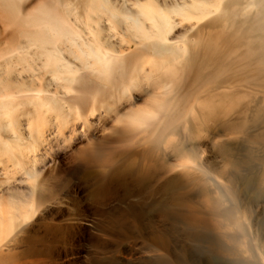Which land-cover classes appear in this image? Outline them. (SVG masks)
Listing matches in <instances>:
<instances>
[{"label":"rangeland","instance_id":"obj_1","mask_svg":"<svg viewBox=\"0 0 264 264\" xmlns=\"http://www.w3.org/2000/svg\"><path fill=\"white\" fill-rule=\"evenodd\" d=\"M6 1L0 0V83L2 80V84L11 80L15 85L23 81L37 86L43 83L54 90L55 83L48 77V73L44 75L48 78L39 79L44 74L42 64H39L41 60L37 63L35 59L37 65L41 66H36L30 56V63H27L28 58L22 60L27 55L25 52L29 50L30 41L25 36L26 31L23 32L25 35L20 31L24 30L20 24L14 25L16 22L11 18L8 8L6 13ZM13 1L17 8L21 7L18 11L24 16L34 11L39 3L51 0ZM72 1L77 2L76 5L83 11L86 0ZM138 1L146 2L113 0L118 7L127 11L134 10ZM158 1H167L169 6L177 3L184 7L193 5L194 1L204 0ZM206 1L218 3L221 7L216 10L213 8L200 21L177 18V26L169 36V42L175 46L189 45L188 41L191 48L194 46L192 44H196L194 50L190 48L193 58L189 50L191 72L185 69L184 62H179V69L182 67L183 72L178 70L180 74L170 78L163 74L149 77V69L147 73L142 71V75H138L139 83L130 94L112 99L111 102L110 99L100 107L99 124L91 126L87 134L67 129L62 136L52 128L57 133H53L51 143H41L38 152L29 154L32 156L28 155L30 158L25 157L20 167L0 154V225L6 230L10 229V233L6 231L0 240V264H150L149 261L151 264H160L158 258L154 259L157 253L172 258L168 259L169 263L161 261V264H170L183 254L185 237H180L181 234L173 228L176 226L175 221L171 220L173 211L170 212V209L177 203L175 198L180 199L184 194L191 198L192 205L198 200L193 205L195 207L200 206L199 202L209 205L208 210L200 214L205 222L202 225L205 232L196 235L199 240L191 246L196 250L192 249L195 255L205 256L211 243L216 245L218 241L206 235L207 232H215L218 236L220 233L221 239L226 241V247L229 240H232L229 245L231 248L225 247L228 249L225 261L224 258L215 260L214 264H264V0ZM103 15L100 19L101 37L114 49H129L136 54L143 50L144 40H139L130 32L129 21L120 20L114 30L113 16L110 17L108 13ZM202 24L206 25L201 27ZM31 48L34 51L36 47L30 46L29 51ZM17 55L24 57L19 60L14 58ZM12 61H24L30 68L39 70L29 71V67L23 65L24 62L15 64ZM31 63L32 66L29 65ZM7 66L11 69L8 68V72ZM158 97L169 99L170 102L166 100L165 112L170 110V116L162 113L160 117L163 120L159 117L156 123L146 127V132L134 129L139 132L137 134L122 126L127 112L148 108ZM20 118L21 124L25 118L26 121L22 125L19 123L18 128L20 126L22 130H18L29 137L28 119L26 115L23 116L24 120ZM51 130L47 131L51 133ZM54 130L52 132H56ZM28 137L24 140L30 144L31 139ZM27 139L29 142H26ZM154 143L156 146L151 147ZM150 147L154 152L155 166L150 167L158 169H153L155 172L153 175L150 173L149 178L141 173L142 176L129 173L126 169L120 172L119 177H113L107 182L103 178L106 169L112 164L113 154ZM93 149H100V158L85 165L81 153ZM182 163L189 166L191 174ZM179 170L185 174L184 184L180 183L185 187L178 185L180 189L177 188L183 196L179 194L181 191L176 192V186L167 189L162 183L167 176ZM29 173H33V176ZM234 190L238 193L233 195L237 199L233 198V202L231 191ZM153 198L160 200L155 203ZM173 199L175 203H169ZM218 200L217 204L215 201ZM216 205L215 210L220 216L214 210ZM27 213L32 218L21 224V218ZM228 216L233 217L230 220ZM26 222L29 223L28 229L23 232ZM229 235L232 238H228ZM7 243L12 245L10 249L5 245ZM145 244L152 247H144ZM204 244L210 245L208 249ZM146 247L151 252V248L155 249L154 256L150 252L149 256ZM144 249L148 250V255Z\"/></svg>","mask_w":264,"mask_h":264},{"label":"bare ground","instance_id":"obj_2","mask_svg":"<svg viewBox=\"0 0 264 264\" xmlns=\"http://www.w3.org/2000/svg\"><path fill=\"white\" fill-rule=\"evenodd\" d=\"M3 1H5V0H3ZM7 1H6L7 3L4 2L5 4H7L5 6L6 11L8 8V10L11 13V18L14 19L16 24L9 17L10 20L16 26L17 25L19 26V24H20L21 28H23L24 30H22L19 27L18 28L21 29L20 31H22V33L26 31V35H25V33H23V34L25 36H27L28 41H30L29 42L30 45H29L28 49L30 50V46L32 47V45L36 47V48H34V51L32 48H31L32 49L31 51L28 50L29 52L26 50L27 52H25V54H27V55H25V57L24 56L19 57V55H17L14 58L17 57V59L19 58V60H21L24 57V59H22V60L25 61V58H28V56H30L29 58L31 59V61L34 59L33 62H35V59H37L36 60L37 63L41 60V63L39 62V64H42L43 68H41V69H43L42 71L44 74L40 75L39 79H45L46 76H44V75H46L48 73L50 75L48 77L51 80H53V83H55V89L54 90H52L50 87H48L46 84H43V83L41 84V86H37L35 84H29V83H27V81L26 82L23 81L22 83H18V85L17 84L15 85V83L9 79H8L9 82L11 81V83H14V84L9 83L8 81H6V84H2L3 80L0 83V154L5 155V157L7 156L8 159L15 162L16 164L15 163L14 164L16 166L18 165V167H20V165L22 164V160L25 157L30 158L29 156H31V155H29V154L39 150L38 148L40 147L41 143L43 144V142H47V141H50V143H51V139H53L52 138L53 133H57V131H58V133L60 132L59 134H62V136H63L66 134L67 129L68 130L71 129L70 131H72V132L77 131L80 133L81 132L86 133L87 130L91 126L98 125L99 121H100V114H101L100 113V107L104 106L105 103H108L109 102L108 100H110V99H111L110 100V102H111L112 99H119V98H122L124 95L130 94L131 91L133 90V88H135V86H137V84L139 83L138 80L140 78H138V75H139V73L142 75V73H141L142 71L147 73L146 70L149 69L150 75L147 74L149 77L151 75L154 76V75H158V74H160V75L163 74L164 76L168 75V77L169 76L174 77V76L178 75V73L180 74V72H183L182 67H181V69H179L180 68L179 62H181V63L184 62L185 63V65H184L185 69L189 72L192 68L191 67L192 63H189V62H191L189 55H191L192 50H194L193 47H195L196 44H192V46L193 45L194 46L191 48V47H189L191 44L190 41H188L189 45L185 44V46H184V44H181V46H178V45L175 46V44L173 45L169 42V36L173 32L174 27L176 28V26H177L176 25L177 18L181 17V18H183V20L185 19V20H189V21H193V20L200 21V20L206 18L211 13L213 8H215V10H216V9H220V7H221V5L218 3L212 4L211 2H208L206 0H204L202 2L194 1L193 5H191V6L185 5L184 7H181L177 3H175L174 6L170 5L171 6L170 7L167 1L159 2L158 0H146V2H143V3L139 2V1L136 3L137 10H135L136 9L135 8L132 11H127L123 8L118 7L117 4H115L116 1L113 2V0H86L85 1L86 2L85 7L82 11L79 8L80 6L76 5L77 2L75 3L72 0H51L49 2L39 3L36 6L34 11H32L31 13L26 14L24 16H21L19 13V11H20L19 9L21 7L17 8V4H14L16 2H14L13 0H7ZM15 1H17V0H15ZM21 2H22V0H21ZM21 2L20 3L17 2V3L21 4ZM236 4H238V3H236ZM6 13H8V11ZM105 13H108L110 17L113 16V18L115 19V22L112 25V28L114 30L117 29V27L120 24L119 21L122 19L123 20L125 19L131 23L130 28L128 27L130 32L133 33L136 37H138L139 40L141 38V40L146 41V42L142 41V44L144 43L145 47L143 48V50L141 52L136 54L133 51H129V49L116 50L110 45V43L108 41H105L101 37L100 19L104 16L103 14H105ZM97 18H99V21H97ZM204 25H206V24H202L201 27ZM123 42H127V41H123ZM145 43H147V44H145ZM186 45H188V46L186 47ZM189 50H191V53H189ZM20 51H18L17 54ZM204 51H206V50H204ZM194 53H196V50ZM20 54L23 55L22 53H20ZM196 55H194V56L196 57ZM191 58H193V53H192ZM30 59H29V61H27V63L28 62L30 63ZM14 61H16V60H14ZM14 61H12V62H14ZM24 61H18V62H14V63L18 64V63L24 62ZM36 62L34 63L36 66H41L39 64L37 65ZM25 63L26 62H24L23 65ZM12 65H14V64L12 63ZM20 65L21 64H19L18 66H20ZM29 65L32 66L33 63H31ZM35 65H34V67H35ZM25 66L29 67L26 64H25ZM25 66H24V68H25ZM27 67L25 68L26 70H27ZM8 68H9V66H7L6 70ZM12 68H13V66H12ZM9 69L7 70V72L11 70V69L10 70ZM25 69L22 68V70H25ZM31 69H32V67L31 68L29 67V71ZM33 69L35 71L38 68L37 69L33 68ZM33 69H32V71H33ZM41 69H40V71H41ZM178 70H180V72H178ZM164 76H163V79L166 80L164 78ZM48 77H46V78H48ZM146 78H147V76H146ZM50 79H48V80H50ZM48 80H46V81H48ZM93 81H95V83ZM170 81L172 82V80H170ZM165 92H167V91H165ZM166 97H167V95H166ZM166 100H168V102H170L169 99H166ZM166 100L163 97H158L156 100L153 101L152 104H150V106L148 105L149 106L148 108L137 109V110H134L133 112H130V111L127 112V114L124 118V121L122 120L124 122V125H122V126L123 127L125 126L127 128L126 130H128V129L132 130V132L134 129L136 131H139L140 129L145 130L146 127L156 123L158 121L160 115L166 111L165 110V108L167 106ZM167 104H169V103H167ZM213 107H215V106H213ZM209 109H212V108L209 107ZM167 112H168V109H167ZM169 112H170V110H169ZM168 113L165 112L164 114L169 115ZM22 115L23 116L26 115V117L28 119L27 123L29 122V126L27 125V127L30 130L29 131L30 132L29 137L31 139L30 144L25 143V140H26L25 138L28 137V135L27 136L23 135V131L22 132L19 131V130H22V129H20V126L18 128V125L21 121L20 117L23 118ZM163 117H164V115H163ZM161 119L163 120V118H161ZM23 120H24V118H23ZM25 121H26V118H25ZM25 121H23L22 124H24ZM167 123H168V121H167ZM22 124L20 123V125H22ZM52 128L56 129L57 131L52 129ZM51 129L56 131V132H52ZM47 130H49V131L51 130V133H49V131H47ZM146 130H145V132H146ZM136 131L133 133H135V134L139 133ZM4 133H5V135H4ZM26 133L28 134V132H26ZM47 133H49V134H47ZM53 137H54V135H53ZM26 142H29V140ZM148 142L150 143V141H148ZM155 143H156V141H155ZM155 143L151 144V147L156 146ZM144 144H145V142H144ZM149 146H150V144H149ZM151 147L148 149L143 148L144 150L133 148V149H128V150L122 151L121 153L118 152L115 155L113 154L112 155L113 156L112 164L106 169V171L103 175V178L107 182V180H110L113 177H116V176L119 177L120 172L122 170H125V169L129 173H133V174L139 173V175L144 174L143 176H147V178H149L150 173H151V175H153L152 173L155 172V171H153V169H154L153 167H155L153 165V162H154L153 154H154V152L152 151ZM153 150H155V149H153ZM156 151H157V149H156ZM81 157H82V160L84 161V164L87 165L90 162L96 161L97 159L100 158V149H93L91 151H83L81 153ZM157 161L158 160H156L155 162H157ZM190 162H192V161L190 160ZM145 163H146L147 167H146V165H144ZM182 164H181V166H182ZM151 165H153L152 169L150 167ZM157 165H159V164H157ZM183 165H185V164H183ZM85 167H83V168H85ZM183 167L184 166H182V169H184L185 172L187 169V170H189V173H190L189 166H187L189 169L186 167V165H185L186 169ZM157 169H158V167H157ZM157 169H154V170H157ZM151 170H152V172H151ZM191 170H194V168ZM29 175L33 176V173H29ZM184 175L185 174L180 172V170L178 172L176 171L175 174H172V175L170 174L169 177L167 176V178H165V176H164L165 180L162 181V183L164 184V187H166L167 189L170 187H174V186H176V189L177 188L180 189V187H178V185L182 187V185L184 184L183 183L184 182L183 181ZM194 175H196V174H194ZM143 179L145 180V178H143ZM143 179H142V181H143ZM195 179H197V181H198V178H195ZM190 182L193 183L192 180H190ZM206 182H207V180H206ZM180 183H182V185H180ZM202 186H204V185H202ZM159 187H160V185H159ZM183 187H185V185ZM195 187H197V186H195ZM157 188H158V186H157ZM234 188H236V187H234ZM178 189L176 190V192L178 191ZM186 189H187V187H186ZM179 191H181V190H179ZM234 191L235 192L231 191L232 198H231V193H229L230 194L229 198L232 199L231 201L236 199V197L234 198V196L237 195V194H235L237 191L236 190H234ZM190 192H187V193H190ZM199 192H200V190H199ZM179 194H182V191ZM219 194L217 196L218 198L220 196ZM172 196H175V195H172ZM182 196H183V194H182ZM184 196H183L184 198L181 197L180 199L175 196L176 197L175 201L177 203L172 202V201H174V199L170 200L171 202H169V203H175L171 207V209H170L171 211L168 209V211H170V212L173 211V213L171 215V220L173 219L175 221V226H176L173 228H175L177 230L179 235L181 234L180 237H182V236L185 237L184 238L185 242H183L184 248L182 249V247H181L183 254L179 256L180 258L178 260L174 261L175 260L174 259L173 261H171L172 263H170V264H182V263H184V264H214L217 260H223V258L225 256H228V255H226L227 250H228L226 248L230 247L229 245H230L232 239L229 240V243H228L229 245H227L228 247H226L225 245L227 243L224 239H221L220 233L218 236V234L215 232L214 233L213 232H207L206 235L209 234L210 235L209 237L212 236L214 238V239L212 238V240L216 239L215 241H218V242H216V245H214V243L213 244L211 243V247H209V252L206 250L208 254L207 253H206V255L204 254L205 256H201V254L195 255V252L192 251V249L193 250H195V249L193 247L191 248V246L194 245L195 241L197 242V240H199L196 235H199V234H202L203 232H205V229H202V228H204V226H202V225L205 222L200 217V214L205 212V210L207 211L208 210L207 207L209 208V205L207 206L205 204V202H199L198 205H200V206L195 207L193 205L195 203H197L195 201H198V200L196 198H195L196 199L195 201H194V199H192V201H194V204L192 205V202L190 200L191 198L189 196H187V194H184ZM205 196H207V195H205ZM167 197H168V195H167ZM239 197L240 196H238L237 198H239ZM160 199H162V198H160ZM178 199L180 202H178ZM224 199H226V198H224ZM155 200H156L155 203H157V201H159L156 198H153V201H155ZM200 201H201V199H200ZM219 201L220 200L215 201V202L217 203ZM241 201H243V200H241ZM160 202H162V201H160ZM163 202H166V201H163ZM221 204H223V203H221ZM213 206H210V207H213ZM217 206L218 205H216L214 207V210H215V208H217ZM223 209H226V208L223 207ZM235 209L238 210L239 208L236 206ZM232 210H234V209H232ZM215 211L217 212V210H215ZM215 211H212V212L216 213ZM243 211H245V210H243ZM31 212H32L31 213L32 216H34L35 215L34 210H32ZM225 212L227 213V211H225ZM208 213H210V211ZM30 215L28 213L25 214L21 218L20 223L22 224L27 219H29V218L31 219L32 217ZM220 215L221 214H219V216ZM222 217H224V216L222 215ZM228 217H229V219L230 218L232 219L233 216L232 217L228 216ZM243 217H245V215ZM190 219L193 222V224L190 221ZM169 220H170V218H169ZM206 222H208V221H206ZM28 225H29V223L27 224V222H26V226H24V228H22L23 232L28 229L27 228ZM206 225H209V224H206ZM216 226H217V224H216ZM219 226H221V225H219ZM30 228H31V226H30ZM170 228H172V227H170ZM9 230H10L9 228H8V230H6L5 228L2 227V225H0V240H1L2 235L6 231L9 232ZM202 230H204V231H202ZM57 231H58V229H57ZM247 232H248V230H247ZM237 234H239V233H237ZM6 235H8V234H6ZM231 236L228 238L233 237V236L232 237ZM222 237H224V236H222ZM233 238H235V237H233ZM184 240H181V241H184ZM207 240L209 241V239H207ZM210 240H211V238H210ZM206 241H205V243H206ZM263 241H264V239H263ZM209 242H212V241H209ZM5 245H7V247L9 246V249H10V247H12V245L10 243H7ZM146 245H148L149 247H152L150 244H145L144 247ZM200 245L202 246V244H200ZM255 245H257V244H255ZM195 246L197 247V245H195ZM203 246L205 248L207 246V249H208V246H210V245L204 244ZM149 247H146V248L149 250L150 249ZM204 247H203V250L205 249ZM199 248L201 249V247H199ZM148 250H146V251H148ZM151 250H152V252L149 250L148 253L149 252L153 253V250H155V249L151 248ZM144 251H145V249H144ZM156 251L160 252L158 249ZM229 252L230 251H228V254H229ZM148 253H147V255H148ZM150 253H149V256H151ZM162 253H163V251H162ZM236 253H237V251H236ZM154 254L155 253H153L152 255L154 256ZM157 254H155L154 259L158 258V260H160V264H161V261L163 262L164 260H166L167 263H169L168 261H170L172 259V258L171 259L168 258V255L165 256L166 254L164 255V253H163V255H161V254L157 255ZM6 256H8V255H6ZM156 256H158V257H156ZM229 256H231V255H229ZM146 258H147V256H146ZM146 258H145V261H146ZM150 258H152V257H150ZM148 259H149V257L147 258V260ZM154 259H152V260L154 261ZM168 259H170V260H168ZM166 261L163 263H166ZM224 261H225V258H224L223 262ZM149 263L151 264L150 261H149ZM225 264H227V263H225ZM252 264H254V263H252Z\"/></svg>","mask_w":264,"mask_h":264}]
</instances>
